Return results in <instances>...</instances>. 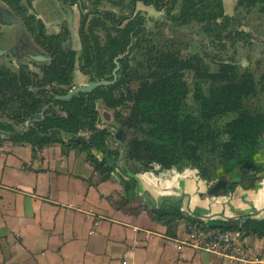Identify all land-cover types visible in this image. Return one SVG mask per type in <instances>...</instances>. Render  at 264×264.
I'll return each mask as SVG.
<instances>
[{
    "label": "trees",
    "instance_id": "obj_1",
    "mask_svg": "<svg viewBox=\"0 0 264 264\" xmlns=\"http://www.w3.org/2000/svg\"><path fill=\"white\" fill-rule=\"evenodd\" d=\"M4 1L12 5L19 2ZM143 1L145 4L154 5L158 10L166 8L174 25L198 23L206 34L216 40L217 49L220 51L226 47L224 38L232 43L236 38L248 37L243 31L224 33L228 18L224 15L222 0H180L177 14H171L175 0L170 5L165 0ZM237 5L245 7L246 10L259 6L264 11V0H237ZM218 16L221 17V23L214 26L213 20ZM143 18L140 16L136 21L127 23L122 31V39L121 36L109 39L98 51L86 44H83L79 53L66 50L62 46L67 37L65 31L52 37L55 43L54 58L42 67L40 86L27 66H21L17 74L1 65L0 118H7L14 123L30 119L40 112L43 106L41 98L51 106H58L64 115L56 117L50 107L47 111L52 112L51 116L34 122V128L24 131L14 129L8 122H0L1 129L10 131L7 135L0 134V138L38 147L60 143L62 146L75 148L85 154L102 180L109 178L120 151L108 149L105 141L110 132L95 127L99 114L96 102L102 100L106 106L114 107L132 101L133 93L127 76L135 70L134 79L137 80L139 88L133 99L132 117L142 140L127 136L125 130L122 136L119 131L116 132L125 157L137 163L133 168L134 172L150 170L153 161L159 163L162 169L182 170L192 166L207 181L230 178L232 187L242 181L233 174L241 169L244 162H252L261 172L263 167L256 165L255 156L261 147L264 134V79H253L248 73L243 76L233 74L232 77L228 76L226 80L220 81L216 76L210 79L211 74L206 73V76L193 78L191 84L184 79L174 80L172 74L178 73L184 64L181 63L178 52L172 51L166 55L155 50V44H150L153 40L151 35L154 34L145 27ZM40 24L38 23L39 34L45 37ZM129 35L134 37L131 46L127 45ZM82 40H85L84 36ZM155 52H159V55L155 56ZM123 53L125 55L120 59V78L112 85L73 96L68 101L54 100L49 90L42 89V86L48 85L61 94L66 93L73 84L72 73L78 59L82 62L80 68L83 71L86 70L85 65L92 63L94 68L89 73L92 72L93 77L99 79L106 78L114 67V57ZM230 69L231 66L221 65V70L227 73ZM204 70L207 72L208 69ZM24 81L32 87L23 91L16 90V84ZM117 89L120 91L119 96L115 94ZM180 100L182 102L174 119V103ZM81 132H88V136H82ZM118 207L129 213L138 211L128 199L120 201ZM170 209V213L159 209L149 212L154 219H165L169 224L170 221L182 217L174 206ZM185 219L188 223L196 221L190 216ZM167 226L171 227L170 224ZM208 226L239 229L264 236V219L251 216H247L240 224L230 221Z\"/></svg>",
    "mask_w": 264,
    "mask_h": 264
},
{
    "label": "crops",
    "instance_id": "obj_2",
    "mask_svg": "<svg viewBox=\"0 0 264 264\" xmlns=\"http://www.w3.org/2000/svg\"><path fill=\"white\" fill-rule=\"evenodd\" d=\"M236 3L222 0L224 14L234 27L253 36L252 44L240 46L238 59L246 54L256 59L264 52V14L237 10ZM135 11L159 14L140 2ZM184 29L191 32L197 25ZM71 40L79 52L75 28ZM85 83L76 70L74 84ZM81 135L87 137L88 132ZM105 144L120 154L110 177L102 180L75 148L0 138V264H244L182 243L188 228L185 217L208 225L240 224L247 216L264 219V175L254 185L241 181L224 194L210 195L213 182L195 167L162 169L154 161L157 168L134 172L137 163L125 157L118 140ZM260 144L255 163L264 174V134ZM126 199L136 213L118 207ZM171 206L182 215L169 222L171 227L149 212L170 213ZM241 232L252 252L246 264H264V236Z\"/></svg>",
    "mask_w": 264,
    "mask_h": 264
},
{
    "label": "flooded vegetation",
    "instance_id": "obj_3",
    "mask_svg": "<svg viewBox=\"0 0 264 264\" xmlns=\"http://www.w3.org/2000/svg\"><path fill=\"white\" fill-rule=\"evenodd\" d=\"M171 1L172 0H165V2H169L168 5H170ZM139 2L145 4L143 0H19L17 5H12L8 4L4 0H0V50L4 51L2 52V56L0 57V66L4 65L6 67L13 68V72L17 74L19 73V69L21 66H29L28 68L33 73V79L36 80L38 86H40L41 79L43 77L42 67L48 65L54 58L53 49L55 43L52 37L60 35L64 31L67 32V37L63 41L62 46L66 50H74L72 46L71 33L75 28L76 31L80 34L81 49L83 44H86L94 51H98L106 43H108L109 39L117 38L120 36L122 39V31L124 30L125 25L130 21H136L137 17L143 16L145 27L154 34L151 35L153 37V40L150 44H155V50L162 51L163 53H166V55L167 53H172V51L176 53L178 52L182 64L188 62L189 58L195 60L197 57L198 61H200L204 68H208V60L205 59V57L207 54H211L213 59L210 58L209 61L217 64L218 69H221L222 64L231 66V69L229 70V72H231V75H229V77H232L233 74L236 76H243L249 73L253 77V79L255 78L256 80H258L261 77L264 79V52L260 55V57L256 59L253 58L252 55L246 54L245 56H243L242 61H240L238 59V50L240 46H245L247 43L252 44L251 39L253 36L250 33L234 27V25L231 23L230 17H228L227 15L224 14L228 18L224 33L243 31L248 34V37H246V39L236 38L232 43L229 39L224 38L223 42L225 43L226 47L223 51H220L217 49L218 44L216 40H213L211 36L206 34L203 31L202 26L198 23L191 22L184 26L174 25V23L168 16L166 8L158 10L152 4H145L151 5L155 10L159 11V14H156L158 19H151L150 17L153 16H148V14H145V12L135 11L136 4ZM179 4L180 0H175L174 8L171 10V14H177L179 10ZM2 8L8 9V11L11 13V17L13 16L17 21H13L11 23L4 22L8 20V18L6 17V15L2 14ZM236 8L237 10L247 12L255 9L257 12L264 14V11H261L259 9V6H254L249 10H246L245 7L238 6L236 3ZM111 9L115 10L113 11ZM123 10L125 11L121 12ZM174 10H176L175 13L173 12ZM38 23L42 24V29L44 31L45 37L39 34ZM220 23V16L216 17L213 20L214 26L220 25ZM192 24L197 25V29L191 30V37H193L190 40L192 41V43H194V45L197 46V49L200 48L201 44L208 47L207 54H203L205 52L197 50L194 51L191 56H187L182 55L181 51L175 48L174 40L179 37V33L176 34V32L182 33L181 31H183L184 28ZM173 30L175 32L171 34ZM130 35L132 36V34ZM130 35L127 37L128 46H131L134 41V37H131ZM82 36L85 37V40H82ZM183 41L184 40L182 39L181 42ZM81 49L79 50V52L81 51ZM32 50L39 51L41 54L47 56L48 60L37 63L32 62V60H30V57L28 56V54L31 53ZM157 55H159V52H155V56ZM116 57H119L120 65V59L123 57V54L115 56L114 59ZM77 61L78 62L76 68L72 73L73 84L68 89V91L76 86L74 84V76L76 70H79L81 75L86 78L85 84H87L90 80H112V71L115 67V63L114 67L111 70L110 76L106 75V78L99 79L97 77H93L92 72L91 74L89 73V70H93L94 68L92 66V63L88 66L83 63V66L85 65L84 68L86 69L85 71H83L80 68L82 62H79V59ZM253 66L256 67L254 70L252 68ZM133 72H135V70L128 74L127 80L129 81V84L132 88L133 99H135V97L137 96L139 85L138 83H136L137 80L134 79L135 74ZM116 75L117 78L115 83L118 81L121 75L120 66L116 72ZM31 87L32 86L30 84L24 81L23 83H17L15 89H18V91H23L28 90ZM36 89H38V87H36ZM42 89L49 90V92L53 95V99L57 94L63 95L52 86L45 85L42 86ZM119 92L120 91L118 89L115 90V94L117 96H119ZM15 98L17 99V97ZM133 99L130 102L116 105L114 107L106 106L102 100H98L96 102L97 110L104 109L103 111L106 110L109 112V114L107 113L106 116L107 121L102 119L99 111V114L95 120V127L97 129H106L108 132H110V135L106 140L114 139V136L111 134L116 132L119 127H125L128 118L131 119V121L134 120V118L132 117V114L134 112V108L132 106L134 105ZM181 102L182 101L180 100V103ZM53 106H55L56 111L50 107L49 108L53 110V113L56 117L64 115V113L59 110L58 106ZM49 108L36 116V118L44 120L46 117H48V114H50L51 116L52 112L47 111ZM11 113L13 114V112ZM29 120L30 119H25L24 121L18 120V123H14L12 120H9L10 122L8 123L14 129L15 126L24 129ZM198 173H200V171ZM234 173H236V175H234L235 178H240L242 180L241 169ZM245 177L246 176H244L243 179H245Z\"/></svg>",
    "mask_w": 264,
    "mask_h": 264
},
{
    "label": "water",
    "instance_id": "obj_4",
    "mask_svg": "<svg viewBox=\"0 0 264 264\" xmlns=\"http://www.w3.org/2000/svg\"><path fill=\"white\" fill-rule=\"evenodd\" d=\"M1 10H3V13L2 12L1 13L6 15V17L8 18V20H6L4 22L11 23L13 21H17L13 16L11 17V15H10L11 13L8 11V9L2 8ZM2 52H4V51L0 50V57L2 56ZM32 52L28 54V56L30 57V60H32V62L37 63V62H44V61L48 60V57L43 55V54H41L39 51L32 50ZM125 53H123V56L125 55ZM114 63H115V67H114V69L112 71V77H113L112 80H90L85 85H76V86H74L66 94H63V95L57 94V95H55L54 99L55 100H61V101H68L73 96H77L79 94H87V93H90L94 89L99 88L101 86H106V85H110V84L115 83L116 78H117L116 72H117V70H118V68L120 66L119 65V57H116L114 59ZM27 67H29V66H27ZM8 69H10V68H8ZM41 99H42V102H43L42 110L40 112L35 113L34 118H30L28 124H26L24 129L18 128V126H15L16 129L24 131V130H28L29 128H34V122H38V121L42 120V119L40 120V119L36 118V116L41 114L44 110H46L49 107H51L53 110L56 111L55 106H51L50 103L47 104L44 98H41ZM102 108H103V105H102ZM103 110L98 109V111L101 114L102 119L107 121L106 116H107V113L109 114V112L106 111V110L105 111H103ZM48 116H50V114H48ZM0 122H10V121L7 118L3 117V118H0ZM124 130H125V133H127L126 126L123 127V129L122 128L117 129L116 132L119 131L120 134H121L120 136H122V135H124ZM116 132L112 133L111 135H113L114 138L116 140H118ZM9 133H10L9 131H6V130H3V129L0 128V134L7 135ZM127 136H128V134H127ZM155 167L157 168L158 166L156 165ZM248 169H249V171H248ZM260 173L261 172L254 166V164L252 162H247L246 161L241 166L242 182H247V183H250V184L254 185L256 181H258L260 178L263 177L264 174H262V173L260 174ZM233 175H236V173H234ZM244 176H246L245 179H243ZM212 182H213V184L208 189V194H210V195H212V194L213 195L214 194H216V195L224 194L233 185L232 180H230V178H227V179L219 178V179H217L215 181H212Z\"/></svg>",
    "mask_w": 264,
    "mask_h": 264
},
{
    "label": "built area",
    "instance_id": "obj_5",
    "mask_svg": "<svg viewBox=\"0 0 264 264\" xmlns=\"http://www.w3.org/2000/svg\"><path fill=\"white\" fill-rule=\"evenodd\" d=\"M187 236L182 243L199 251L224 257L229 262H251L252 252L242 240L239 229L208 226L197 221L188 223Z\"/></svg>",
    "mask_w": 264,
    "mask_h": 264
},
{
    "label": "rangeland",
    "instance_id": "obj_6",
    "mask_svg": "<svg viewBox=\"0 0 264 264\" xmlns=\"http://www.w3.org/2000/svg\"><path fill=\"white\" fill-rule=\"evenodd\" d=\"M125 10L121 11V12H124ZM123 14V13H122ZM146 14V13H145ZM154 14V17H150L151 19H155L156 15L155 13ZM175 31L173 30L171 32L174 33ZM182 33L180 32H176V34L179 33V37L174 40V43H175V48H177L178 50L181 51L182 55H187V56H191L194 51H197V50H201V52H205L203 54H207V51H208V47L204 46L203 44H201L200 48L197 49V46L194 45V43H192V41L190 40L192 37H191V32L189 31V29H184L183 31H181ZM193 32V31H192ZM184 40L183 42H181V40ZM212 58V55L211 54H207L205 59L208 60V71L206 72L204 70V67L202 66V64L200 63V61H198V58L196 57L195 60H193L192 58H189L188 62H186L181 68H180V71L178 73H173L172 76L174 78V80H178V79H184L186 80L188 83L191 84L193 78L196 79L198 77H203V76H206V73L207 74H211V78H213V76H216L218 77L217 80H220V81H224L228 78L229 75H231V72H225L221 69H218L217 67V64H215L214 62H210L209 59ZM204 65V64H203ZM180 105V101L178 102H175L174 103V119H176L177 117V113H178V106ZM136 123L134 121H131V119H127V123H126V130H127V134L128 135H131L133 136L134 138H137L138 140H142L141 138V133L137 131V127H136ZM154 162V161H153ZM151 163V166H152V170L154 168H156L155 166V163ZM243 237V235H242Z\"/></svg>",
    "mask_w": 264,
    "mask_h": 264
}]
</instances>
